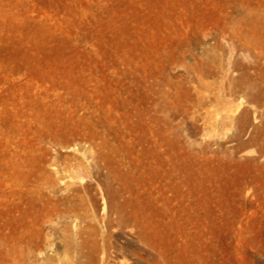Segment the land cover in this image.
I'll return each mask as SVG.
<instances>
[{
	"label": "rangeland",
	"instance_id": "1",
	"mask_svg": "<svg viewBox=\"0 0 264 264\" xmlns=\"http://www.w3.org/2000/svg\"><path fill=\"white\" fill-rule=\"evenodd\" d=\"M0 264H264V0H0Z\"/></svg>",
	"mask_w": 264,
	"mask_h": 264
}]
</instances>
